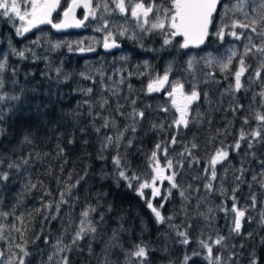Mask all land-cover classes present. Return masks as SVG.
<instances>
[{
  "label": "trees",
  "instance_id": "trees-1",
  "mask_svg": "<svg viewBox=\"0 0 264 264\" xmlns=\"http://www.w3.org/2000/svg\"><path fill=\"white\" fill-rule=\"evenodd\" d=\"M210 31L216 30L212 26ZM223 43L210 36L198 52L211 50L216 53ZM143 44L144 50L156 53L160 63L166 61L168 52L163 49L167 48L161 49L159 34L148 35ZM174 51L173 68H181L188 52L181 51L178 46ZM137 63V60H130V65ZM34 69L30 71L31 78H27L25 86L17 89L21 100L0 121V129H3L0 159L20 164L29 182L20 193L26 179L11 170L10 177L18 176L19 182L6 183L0 193L6 202L5 209H15L14 218H24V238L29 241L30 262H37L36 256L38 258L39 254L52 250L58 241L61 246H71L82 218L81 212L91 207L96 210L90 213L89 219L97 231L89 232L70 250L60 252V258L67 256L70 264H141L138 258L129 255L137 244L148 249V257L143 264H182L184 256H192L194 250L200 255L192 256L189 264H208L206 250L199 246V240L211 242L217 235L226 238L222 245H213V255L222 258L221 264H250L253 255L258 264H264V225L260 222L264 214V187L259 183L264 179L259 175L264 171L261 166L264 145L255 144L249 149L247 140H243L238 150L233 148L241 131L250 133L257 128L254 116L257 111L264 112V104L256 94L264 87V82L260 84L246 77L242 81L246 89L232 92L228 86L232 82L231 73L225 76L213 68L198 67L206 82L198 90L200 98L190 108L188 127L176 128L172 122L177 113L166 99L144 93L133 81L129 83L131 94L127 98L119 96L115 101L105 96L103 100L107 103L101 107L98 99H91L92 92L85 95L82 91L92 89L94 84L84 79L79 58H67L57 74L50 73L47 67L40 71ZM209 72L214 78L206 75ZM132 101L136 103L133 105ZM162 107H168L170 111H161ZM133 108L145 112L144 119L137 118L136 132L126 131L119 149L113 143L102 151L107 136L115 137L133 124L130 116ZM246 110L250 112L249 124L243 122L248 115ZM105 119L109 121V127H102ZM153 124L158 127L154 129ZM96 129H100L99 132ZM26 135L32 143H22ZM172 136H176L178 141L174 145H170ZM129 140H132V146L126 147ZM157 143L168 147L167 159L173 161L172 170L176 171V182L180 186L171 189L168 182H163L160 186L162 195L155 199L145 190L146 198L152 199L154 206L164 203L161 209L165 217L163 224H157L145 200L137 195L135 186L129 188L126 181L119 179L112 162L119 152L122 162L129 165L130 173L150 179L148 157ZM193 143L198 147L191 149ZM224 146L229 149V157L217 165V179L212 182L214 190L210 192L204 188L209 175L205 167L216 149ZM186 147L191 149L199 163L192 162L187 154L179 155ZM158 158L165 166L167 160L163 152H158ZM25 159L27 164L22 163ZM241 168L246 169L243 182L236 180ZM172 170L165 168V174L171 175ZM146 173L149 175L145 176ZM253 175L257 176V181L252 180ZM80 177L84 179L76 184ZM31 184L36 188L32 189ZM73 184L76 187L65 195L66 203L61 204L57 212L55 205L60 200V193ZM237 185L239 188L233 193ZM169 189L171 196L164 201L163 196ZM181 190L187 199L180 196ZM10 191L12 195H9ZM19 193L20 198L17 199ZM251 194L256 196V206L246 209L241 233L237 235L227 225L226 217L233 204L231 197L236 196L239 207L244 200L250 199ZM45 204L51 207L45 209ZM222 207L229 211H221ZM34 209L41 211L37 214ZM29 213H32L31 217ZM52 216L56 218L51 219ZM169 216L173 219L168 220ZM14 221L16 224L17 220ZM16 227H21L20 221ZM177 230L188 231L189 245L179 242ZM15 238L20 242L19 234Z\"/></svg>",
  "mask_w": 264,
  "mask_h": 264
},
{
  "label": "snow or ice",
  "instance_id": "snow-or-ice-1",
  "mask_svg": "<svg viewBox=\"0 0 264 264\" xmlns=\"http://www.w3.org/2000/svg\"><path fill=\"white\" fill-rule=\"evenodd\" d=\"M109 3L114 4L115 8L112 9L109 7ZM245 0H239V2L235 5L224 4L223 0H161L160 3H156V0H96L95 5L93 4V0H69L68 6L63 10V19L60 20L59 23H54L52 19L53 13L57 10L58 7L61 6V0H24L23 4H21L20 0H0V15L3 17L12 20L13 18L20 21L19 26L15 28L17 36H23L24 34L30 32L32 29L39 27L40 25L50 24L52 28L60 31L62 29H67L69 27H82L85 25L87 20L91 19H100L103 21L102 25L97 27V31H104V42L103 47L106 50L119 48L120 44L116 42L115 35L110 28V21L105 18L103 13L111 14L112 12L118 10L121 15L125 16L127 19V13L130 11L131 17L136 20L137 28L144 35L151 34H159L163 37V48L175 47L174 40L176 37H183L181 43H179V49H189V48H199L201 45L205 44L206 40L210 36H215L218 40L224 41L226 36H231L234 40H241L242 38L247 40V43L244 45V50L239 54L238 57V67L236 70L231 73L234 79V84L230 85V90L232 92H239L243 87L242 77L245 76L246 73L249 72L250 65L246 63V58L251 56H255L259 59V65L255 69L254 74L250 73V78L254 81H262L264 82V26H260L258 29V24L260 21L256 19H252L250 23L241 22L233 19L231 24L222 23L217 27L215 32L210 31L211 27L215 22V14L219 12V6L223 5V13L221 14V21H224L228 15L229 11H243V5ZM261 9H264V0H262L260 6ZM82 8L84 10L83 19H78L76 17L77 9ZM100 9H103V13L98 16V12ZM253 12H256L257 9L253 8ZM247 16V13H244ZM260 20L264 21V11L260 12ZM231 28L230 31L226 32L227 28ZM245 29L250 30L251 34L247 32L238 33L235 29ZM127 29L122 28L118 35L123 37L126 35ZM258 36L260 38V43H254V36ZM130 39H136V36L133 35L129 37ZM40 37H37L36 40L32 41L33 44H40ZM52 47L59 48L60 44L56 43L52 45ZM11 52L13 55L18 57L21 60L26 59V52L30 51V49L25 48L23 50H17L14 47H11ZM71 50V46L69 47ZM88 51H92L93 49L88 48ZM80 51H85L84 48H80ZM230 54L227 55L226 60L223 57L213 56L212 53L206 54L205 57L201 59L204 60L206 66L211 67L213 64L219 67L220 72H225L229 69V66L232 64L233 59L237 58L238 53L236 49L233 47L228 50ZM33 56L35 53L33 52ZM7 55L5 54L2 59H0V73H3L6 65H7ZM124 59V57H122ZM198 63L195 57H189L186 61V71L194 73L195 66ZM145 67H148L147 62L145 61ZM59 69L57 72L59 73ZM172 64L169 65L164 70L163 74H158L154 78L149 80L147 84V93L151 94L153 92H160L162 89L165 90L168 99L171 102L172 108L175 109V112L178 114L177 118L173 120L172 126L176 128L185 127L187 128L190 120H189V111L194 102H196L200 98V93L196 90V85L193 84L191 92L185 91V85L181 82L180 79L171 80L170 75L172 73ZM15 75V70L13 71ZM145 73H140V75H144ZM83 75V74H82ZM209 78H214L213 73H206ZM84 79H89L88 76H84ZM123 82V81H121ZM16 83V81H13ZM166 86L170 87V90L166 88ZM5 87V81L0 75V103L5 101H20V95H10L8 93L3 92V88ZM85 95L90 94L93 90L88 88L86 90L82 89ZM261 98L262 104H264V87H262L261 91L257 93ZM105 100L101 107L106 104ZM133 105L136 103L132 101ZM237 107H241L237 105ZM39 110V109H38ZM161 111L169 112L170 109L168 107H162ZM4 111L0 109V120L4 118ZM133 119V124L126 127L123 131L118 132V134L113 136H107L105 138V143L102 145V151L107 149L110 145L115 143L117 149L121 146V140L124 137V134L129 129L135 133L136 132V124L139 123V120L144 119L145 112L133 108L132 113L130 114ZM139 118V120L137 119ZM255 121L257 122V128L253 129L250 133H245L241 131L239 138L236 140L233 148L238 150L241 147V141L247 140L248 148L252 149L255 144L264 145V112L257 111L254 116ZM244 124H249L248 117L244 118ZM109 121L105 119V123L102 127H109ZM112 126L114 122H112ZM154 129L158 127L153 124ZM159 127L162 128V125ZM100 129H96L99 132ZM0 134H3V129H0ZM177 138L176 136H172L170 140V145L176 144ZM22 143H32L31 139L26 135L23 138ZM132 146V140H129L126 147ZM198 146L193 143L191 145V149H195ZM191 149L185 148L184 152H181L179 155L181 157L186 154L192 158V162L199 163V160L192 154ZM158 152H163L167 163L165 166H162L160 160L158 158ZM168 147H163L162 143H157L154 147V150L151 153L149 159V167L151 168L150 179L142 178L141 175L131 172L130 167L126 162H122L123 158L117 153L116 156L112 158L113 164L116 166L118 171V177L120 180L126 181L127 186L129 188H133L135 186V190L137 195L141 197V199L145 200L148 209L152 212L155 217L157 224H163L165 222V217L162 215L161 209L164 207V203H161L159 207L154 206L152 199H155L158 196H161L160 187L157 186V182L168 181L171 185V189H178L180 186L176 182V171L173 169V161L171 159H167ZM255 156V153H252ZM229 157V149L227 146L217 148L215 153L210 157L206 167L205 172L209 173L207 177V183L204 184V188L208 191H213V181L217 179V165L223 164L227 161ZM101 159L103 157H100ZM4 161L0 159V164H3ZM23 164H27L28 160L25 159L22 162ZM181 166L182 162H181ZM191 166V163L190 165ZM261 166L264 168V161H261ZM21 165L16 163L15 161L7 163V168L9 170L16 169L17 171L20 169ZM165 168L171 171V175H165ZM246 169H239L240 175L236 177V180L243 182L242 177L243 173ZM149 174H145L147 176ZM261 177H264V171L259 174ZM10 179V171H0V187H2L6 182ZM84 177H80V180L76 181V184H79ZM253 181H257V176L253 175ZM135 182V185L134 183ZM261 187H264V179L259 181ZM76 184H73L69 187H66L65 191L60 193V200L56 202V210L59 212L60 205L66 203L65 195L70 194L71 188L76 187ZM30 187L32 189L36 188L35 184H31ZM251 187V185H250ZM239 188L237 185L236 188H233V193H235ZM150 189L152 194V199H148L145 196V190ZM171 189H169L168 194L163 196V200L167 201L171 196ZM180 196L184 199H187L185 196V192L183 190L180 191ZM233 200L232 207L230 209L233 216V226L231 228V232L239 235L241 233L242 221L246 216V209H241L237 206L236 196L233 195L231 197ZM251 206L254 208L256 206V196L251 194ZM45 209L51 207L50 204L43 205ZM95 208H87L81 212V220L79 226L72 238L71 246H76L80 240H82L89 232L95 233L97 228L89 219L90 213L94 212ZM221 211L228 212L229 210L226 208H221ZM13 212H4L0 211V217L4 219H8L9 216L13 215ZM34 211L39 214L40 209H34ZM212 210L209 209V212ZM32 213H29V217H31ZM55 216H52L51 219H55ZM15 219L20 221L21 227H16V224L13 223L11 225V229L20 235V242H15L13 239L6 237L4 235L5 226L0 224V240H7L9 244L7 259L5 260V252L0 251V264H28L27 258L31 255V253L27 250V241L24 238V218L23 216H16ZM103 216H101V220ZM168 220L173 219V217H167ZM205 219H208L205 216ZM261 224L264 225V214L261 215ZM71 225H69L70 227ZM171 227L178 229L179 226L172 225ZM67 231V229H65ZM176 235L180 237V243L183 245H189V233L187 230L184 231H176ZM249 235H251L249 233ZM39 237H37L38 239ZM210 239V238H209ZM225 237L222 235H217L215 240L209 242V240H199V246L206 250L207 255L205 259L208 260V264H221V257L213 255V245H222L225 241ZM45 243H48L47 239H45ZM68 245L61 246V242L58 241L55 247L58 252H63L65 250H70ZM13 248L16 249L13 251ZM132 258H138L143 264L144 261L147 260L148 257V249L145 245L137 244L135 245V250L130 254ZM200 253L197 251H193L192 256H199ZM192 256L185 255L182 264H189V261L192 259ZM53 256L50 255L48 257V261H52ZM231 259V257H229ZM59 264H70V261L67 256H63L60 259ZM250 264H258L255 255L250 260Z\"/></svg>",
  "mask_w": 264,
  "mask_h": 264
},
{
  "label": "rangeland",
  "instance_id": "rangeland-1",
  "mask_svg": "<svg viewBox=\"0 0 264 264\" xmlns=\"http://www.w3.org/2000/svg\"><path fill=\"white\" fill-rule=\"evenodd\" d=\"M21 4H23L24 0H20ZM127 2V0H126ZM239 2V0H225L223 3L228 5H235ZM262 0H245V3L243 5V11H229L227 17L224 21H221V14L223 13V5L220 6L219 12L217 13L215 17L214 22V29L217 30V27L220 26L222 23H227L228 25L231 24V21L233 19L250 23L252 19H256L260 21L258 24V29L260 26H264V21L260 20V12L264 11V9H261L259 6L261 4ZM115 6V5H114ZM256 8L257 11L253 12L252 9ZM247 13V16H245L244 13ZM131 20V14L130 11L128 12L127 19L121 18L120 14L117 13V20L113 24V27H110L111 30L116 33L115 39L116 40H125L128 42H133L134 39H130L129 37L140 34V30L137 28V22L136 20L133 21H127ZM19 21L15 18L12 20H9L6 17H3L0 15V59L4 57L6 54L7 59V65L3 73H0L2 75L4 81H5V87L3 88V92L8 93L10 95H18L17 89H21L25 86L27 82V78H31V70L35 67L34 70L40 71L43 70L45 67L48 68L49 72L52 74H57V69H61L67 58H79V54L81 52H87L88 48L93 49L92 51H95L96 49L100 48L103 45L104 42V31H97L98 25L96 24L94 19H89L88 27H86L85 33L80 37H66L64 39H54L53 37H50L46 33H41L37 37H40V44L39 45H33L31 48H29L28 44L24 46L21 50L28 48L30 51L26 52V59L21 60L11 52V47L16 48L18 51L19 49L14 45L13 41L10 39V37H13L14 39L17 38L15 28L19 26ZM7 27L10 28L11 34L8 32ZM125 28L127 29L126 35L121 37L118 35L119 31ZM231 28H227V31H230ZM238 33H244L247 32L250 33V30L245 29H235ZM254 36V43L259 44L260 38L258 36H255V34H252ZM147 36L143 34V37ZM160 36V47H162L163 43V37ZM36 37V39H37ZM217 42H224L222 44V47L216 52L213 53V51H202V52H188L185 54L182 67L181 68H173L174 63V56L176 47L178 46L176 43V40H174L175 47H168L167 49V57L166 61L163 63H160L158 59H156V53L153 52L150 49H146L144 53V59L137 63V64H131L130 65V53L128 52H120L119 54L104 58H91V57H84L79 58V60L82 62V73L83 76H88L89 79L88 82L93 83L92 88V97L91 99H98V103L104 102V97H111L115 101L117 98L123 97L127 98L129 94H131V88H130V81H133L136 83V86H139V90H143L144 93H147V84L149 83V80L157 76L158 74H163L166 67L169 65V63L172 64V73L170 75L171 80L180 79L182 83L185 85V91L191 92L193 84L196 85V90L198 91L206 82V78L202 77L200 75V68H213L215 71L220 72L219 67L215 64H213L211 67H208L205 65L204 60L201 59L202 57H205L206 54L212 53L213 56L216 57H223L225 60L227 58V55L230 54L228 51L231 48H235L238 56L237 58L233 59L232 64L229 66V69L226 70L225 76L228 75V73H233L236 68L238 67V57L239 54L243 52L244 45L247 43V40L242 38L241 40L237 41L234 40L231 36H226L224 41H220L217 39ZM59 43V48H53L52 45ZM71 46V50H69V47ZM80 48H84L85 51H80ZM33 52L35 53V56H33ZM124 57V59H122ZM189 57H195L198 61V63L195 66L194 73L187 72L186 69V61L189 59ZM247 64L250 65L249 72L245 74L244 77H242V81L247 77L250 78V73L254 74L255 69L259 65V59H257L255 56H249L246 58ZM145 61L148 64V67H145ZM34 66V67H33ZM15 70V75L13 74V71ZM60 72V71H59ZM42 72H40L41 74ZM140 73H145L144 75H140ZM222 73V72H220ZM64 80H66V75H64ZM253 80V79H252ZM13 81H16V83H13ZM123 81V82H121ZM21 82V83H20ZM261 82V81H256ZM234 84V79L232 76V82L228 83V86ZM261 84V83H260ZM168 90H170L169 86H166ZM245 86L240 90L241 92L245 90ZM261 91V89H260ZM149 95L153 96H159L163 97L165 99L166 92L164 89H162L160 92H153ZM254 98V96H253ZM17 101H5L3 103H0V109L4 111V120L7 115H9V110L12 109L14 104ZM166 103L171 106V102L169 99H166ZM172 107V106H171ZM174 111L175 109L172 108ZM248 113V110H246V114ZM250 113V112H249ZM246 115L245 117H249ZM178 115V114H177ZM1 121V120H0ZM4 163L0 164V171H11L7 168V161L3 160ZM14 172H16V169H12ZM24 173L22 169H19L17 171V174L22 175L24 179H26L25 187H22V189L19 190L20 193H22L25 188L29 185V182L27 181V177L24 176ZM166 175V174H165ZM10 183L12 184H18V176L15 178L9 179ZM6 182V183H8ZM168 182V181H163ZM163 182H157V186L160 187ZM5 183V184H6ZM5 184L0 187V190H2L5 186ZM151 194L150 189H146ZM12 191L9 192V195ZM20 193L17 195V199L20 198ZM152 195V194H151ZM2 193H0V211L4 212H13V210L5 209L4 203H6L2 197ZM12 204V203H11ZM251 196L249 200H244L239 208L241 209H247L249 206H251ZM10 206V205H9ZM16 205H13L12 207H15ZM11 207V206H10ZM233 216L234 214L230 213L227 215V225L229 229L231 230L233 226ZM14 213L13 215L9 216L8 219H4L3 217H0V224L5 226V232L4 235L6 237H9L13 239L15 242H17L15 236H17L19 233L15 232L11 229V225L15 222L14 221ZM243 222V221H242ZM19 223V221H17ZM16 223V224H17ZM8 248L9 244L7 240H0V251L5 252L4 259H7L8 255ZM16 249L13 248V251ZM52 255L53 259L52 261H48V257ZM37 262L33 263L30 262V260L27 258L28 264H58V260H60V252L57 251L56 247H53L50 251H45L44 253L39 254L38 258L36 256ZM57 259L56 262L54 260Z\"/></svg>",
  "mask_w": 264,
  "mask_h": 264
},
{
  "label": "flooded vegetation",
  "instance_id": "flooded-vegetation-1",
  "mask_svg": "<svg viewBox=\"0 0 264 264\" xmlns=\"http://www.w3.org/2000/svg\"><path fill=\"white\" fill-rule=\"evenodd\" d=\"M68 2L69 0H61V6L57 8V10L53 13L52 15V19L54 23H59L60 20L63 18V10L68 6ZM133 2H136V0H133ZM161 0H156V3H160ZM96 0H93V4L95 5ZM109 7L114 9L115 6L114 4L109 3ZM220 7V6H219ZM103 13V9H100L98 12V16ZM117 13H119L118 10L112 12L111 14H107V13H103L105 18L108 19L110 21V27H113V24L116 22L117 20ZM128 15V13H127ZM84 16V11L81 9H77L76 11V17L78 19H83ZM121 18H124V15H121ZM96 24L98 26L102 25L103 21L100 19H94ZM19 21V20H18ZM127 21H134V19L131 17V20H126ZM20 24V21L18 22ZM89 24V20H87L85 22V25L82 26L83 30L79 33H75V32H70V33H63V34H55L51 31V25L47 26V27H41L38 28L35 31H30L26 34H24L23 36H17L16 39H14L13 37H10V39L13 41L14 45L21 50L24 46H26L28 44L29 48H31L34 44L32 43V41L36 40V37L41 34V33H46L48 34L50 37H53L54 39H64L66 37H80L82 36L85 31H86V27H88ZM8 32L11 34V30L9 27H7ZM73 34V35H72ZM136 39H134L133 42H128L125 40H116V42L118 44H120V47L118 49V51L112 52L110 54H106L102 51V47L103 45L96 49L95 51H87V52H81V54H79V58H84V57H91V58H99V57H104V58H111L117 54H119L120 52H128L130 53V60H137L138 62H141L144 59V53L145 50L143 47H145V45L143 44L145 38L148 36H144L143 34H136ZM176 39V43L179 47V43L180 39L178 37L175 38ZM165 99H168L167 95L164 96Z\"/></svg>",
  "mask_w": 264,
  "mask_h": 264
},
{
  "label": "water",
  "instance_id": "water-1",
  "mask_svg": "<svg viewBox=\"0 0 264 264\" xmlns=\"http://www.w3.org/2000/svg\"><path fill=\"white\" fill-rule=\"evenodd\" d=\"M81 10H83L82 8H79ZM84 11V10H83ZM63 19V18H62ZM47 26H50V24H44V25H40L39 27L35 28V29H32L31 31H35L37 30L38 28H41V27H47ZM83 30V27H69L67 29H62L60 31H57L56 29L52 28L51 27V31L55 34H63V33H70V32H75V33H79ZM180 39V42H182L183 40V37H178ZM204 44L201 45L199 48H189V49H184V50H181L183 52H198L200 51L202 48H203ZM119 48H113V49H109V50H106L104 47H102V51L106 54H110L112 52H115V51H118Z\"/></svg>",
  "mask_w": 264,
  "mask_h": 264
},
{
  "label": "bare ground",
  "instance_id": "bare-ground-1",
  "mask_svg": "<svg viewBox=\"0 0 264 264\" xmlns=\"http://www.w3.org/2000/svg\"><path fill=\"white\" fill-rule=\"evenodd\" d=\"M73 35V34H72Z\"/></svg>",
  "mask_w": 264,
  "mask_h": 264
}]
</instances>
